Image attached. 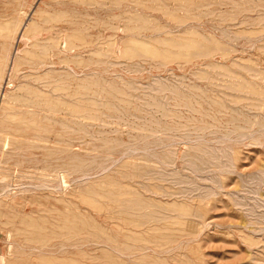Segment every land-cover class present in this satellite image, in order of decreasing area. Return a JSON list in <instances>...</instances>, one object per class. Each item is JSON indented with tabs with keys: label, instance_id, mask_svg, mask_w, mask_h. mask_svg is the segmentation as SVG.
Returning a JSON list of instances; mask_svg holds the SVG:
<instances>
[{
	"label": "rangeland",
	"instance_id": "rangeland-1",
	"mask_svg": "<svg viewBox=\"0 0 264 264\" xmlns=\"http://www.w3.org/2000/svg\"><path fill=\"white\" fill-rule=\"evenodd\" d=\"M52 3L0 39V137L22 98L51 124L0 159V264H264V0H96L68 42Z\"/></svg>",
	"mask_w": 264,
	"mask_h": 264
},
{
	"label": "bare ground",
	"instance_id": "bare-ground-1",
	"mask_svg": "<svg viewBox=\"0 0 264 264\" xmlns=\"http://www.w3.org/2000/svg\"><path fill=\"white\" fill-rule=\"evenodd\" d=\"M17 1L18 0H0V39L2 40V38L4 37V35H6V34H8V32H9V29L11 28V30H10V32H12V34H13V31L15 30V28L17 29V25H16V23H15V20H16V16L14 15V9L17 7ZM95 1L96 0H53V3L51 4V5H53V7H58L59 8V10L57 9V10H55V12H52L51 14H46V15H49V16H47L46 17V15H44L43 17L44 18H46L45 20L44 19H42V20H44L45 21V23H46V25L44 26L43 25V27L46 29V31L48 32V34H55V36L57 37V40H58V42H60V40L61 39H63L64 38V36H65V41L66 42H68L69 41V38L71 39V37H68V31L71 29L72 30V26H73V24H74V18H75V15H76V13L77 12H80V14H81V11L83 10V9H85L87 6H89V5H93L94 3H95ZM112 1V0H111ZM101 2V1H100ZM50 3V2H49ZM98 3V2H97ZM21 4H22V2H21ZM101 5V4H100ZM52 7V8H53ZM93 7V6H92ZM29 8V7H28ZM47 8H48V6H47ZM89 8V7H88ZM91 8V7H90ZM89 8V9H90ZM97 8V7H96ZM45 9V8H44ZM61 9V10H60ZM18 10V9H17ZM20 10V9H19ZM16 11V10H15ZM26 12L25 13H27V10H25ZM49 11V10H48ZM20 12V11H19ZM44 12V11H43ZM46 12V11H45ZM22 13V12H21ZM78 14V13H77ZM86 14V13H85ZM85 14H82V15H85ZM41 15V14H40ZM91 16V15H90ZM41 17V16H40ZM42 17V18H43ZM79 17V16H78ZM86 19V18H85ZM35 20V19H34ZM41 20V21H42ZM79 20V19H78ZM45 23H43V24H45ZM79 24H80V22H78ZM26 24V23H25ZM30 24V23H29ZM33 25V24H32ZM31 25V27L33 28V26ZM35 25V24H34ZM24 26H26V25H24ZM30 26V25H29ZM31 27L29 28V29H31ZM37 27H40V26H37ZM27 28H28V26H27ZM36 28V27H35ZM38 29V28H37ZM36 29V30H37ZM40 29V28H39ZM78 29H79V27H78ZM35 30V31H36ZM77 30V29H76ZM27 31V30H26ZM33 31H34V29H33ZM23 32V31H22ZM38 32H41V29L38 31ZM72 32H74V31H72ZM77 32V31H76ZM75 32V33H76ZM74 33V34H75ZM73 34V35H74ZM13 36V35H12ZM34 36V35H33ZM72 36V35H71ZM73 37V36H72ZM49 38V40H51V38L50 37H48ZM14 39V38H13ZM39 39V38H38ZM43 39V38H42ZM46 39H47V37H46ZM48 40V39H47ZM46 40V41H47ZM48 40V41H49ZM81 40V39H80ZM8 41V39L7 40H2V42H5V43H9V42H7ZM39 41V40H38ZM44 41H45V37H44ZM53 41V40H52ZM79 41V40H78ZM42 42V41H41ZM57 42V43H58ZM76 42V41H75ZM44 43V42H43ZM50 43V42H49ZM53 43H55V42H53ZM70 43V42H69ZM72 43V42H71ZM4 44V43H3ZM39 44V43H38ZM80 44V43H79ZM32 45V44H31ZM41 45V44H40ZM49 45H51V44H49ZM78 44H76V46H77ZM81 46V45H80ZM46 47V46H45ZM51 47H54V45H52ZM50 46H49V48H51ZM56 47V46H55ZM8 48V47H7ZM63 48V47H62ZM21 50V49H20ZM7 51V50H6ZM32 50H30V52H31ZM39 52V51H38ZM59 52V51H58ZM48 53V52H47ZM47 53H45V54H47ZM52 53V52H51ZM15 54V53H14ZM6 55V54H5ZM9 55V54H8ZM18 55V54H17ZM53 55V54H52ZM64 55V54H63ZM28 56V55H27ZM30 56V55H29ZM28 56V57H29ZM73 56V54L71 55V57ZM34 58H39V57H36V55H34L33 56ZM32 57V58H33ZM57 57H58V55H57ZM24 58H27V57H24ZM33 58V59H34ZM49 58V57H48ZM52 58V57H51ZM61 58V57H60ZM29 59V58H28ZM27 59V60H28ZM4 60H5V58H4ZM27 60H26V62H27ZM61 60H63V59H61ZM74 60V59H73ZM14 61V60H13ZM29 61V60H28ZM16 62H17V60L15 61V64H16ZM61 62V61H60ZM3 63L5 64V62L3 61ZM28 63V62H27ZM55 63V62H54ZM63 63V62H62ZM61 63V64H62ZM3 64V65H4ZM14 64V65H15ZM38 64H45V61H43V59L42 60H40L38 63H31V64H29V69H32V68H35L36 67V69H38L39 67L37 66ZM49 64V63H48ZM51 64V63H50ZM53 64V63H52ZM60 64V65H61ZM60 65H58V66H60ZM13 66V65H12ZM17 66V65H16ZM39 66H41V67H43V65H39ZM49 66V65H48ZM52 66H55V64H53ZM68 66V65H67ZM38 67V68H37ZM40 67V68H41ZM45 67V66H44ZM43 67V68H44ZM1 68V67H0ZM15 67L13 66V69H14ZM19 68V67H18ZM18 68H15V69H18ZM40 68L38 69V70H40ZM50 68H51V65H50ZM69 68H71V66H69ZM25 69V68H24ZM27 69V68H26ZM25 69V70H26ZM29 69H28V71H29ZM36 69L34 70L35 72H36ZM62 69H64V68H62ZM71 69H73V68H71ZM20 70V69H19ZM24 70V71H25ZM38 70H37V73H39L38 72ZM46 70V69H45ZM44 70V71H45ZM83 70V69H82ZM17 71V70H16ZM22 71V70H21ZM32 71V70H31ZM1 72H3L2 70H1ZM20 72V71H19ZM15 73V72H14ZM28 73V72H27ZM34 73V72H33ZM44 73V72H43ZM47 73V72H46ZM76 73H80V72H76ZM75 73V74H76ZM17 75H18V72H17ZM16 75V76H17ZM25 75V74H24ZM30 75V74H29ZM61 75V74H60ZM78 75V74H77ZM14 76H15V74H14ZM23 75H21V77H22ZM32 76V75H31ZM37 76H38V74H37ZM42 76V75H41ZM1 77V76H0ZM28 77V76H27ZM54 77V76H53ZM2 78V77H1ZM29 78V77H28ZM37 78V77H36ZM41 78V77H40ZM44 78V77H43ZM78 78V77H77ZM32 79V78H31ZM38 79V78H37ZM20 80V79H19ZM56 80V79H55ZM23 81V80H22ZM21 81V82H22ZM37 81V80H36ZM60 81V80H59ZM58 80H57V83H60ZM30 82V81H29ZM28 82V83H29ZM42 81H40V83H41ZM40 83H38V84H40ZM49 83V82H48ZM63 82H61V85L63 86V84H62ZM1 84V83H0ZM43 84V83H42ZM42 84H41V86H42ZM34 85H36V84H33V86ZM22 86V85H21ZM24 86V85H23ZM22 86V87H23ZM50 86H51V84H50ZM14 87V86H13ZM25 87V86H24ZM37 89H40V87L38 88L37 87V85L35 86ZM18 88V87H17ZM60 88V87H59ZM27 90H30L31 91V89H30V87L29 88H27ZM43 90V89H42ZM50 90V89H49ZM52 90V89H51ZM25 91V90H24ZM24 91H23V93H24ZM32 91H34V89L32 90ZM38 91V90H37ZM36 91V92H37ZM60 91H62V90H60ZM43 92V91H42ZM55 92V91H54ZM59 93H61V92H59ZM58 93V94H59ZM32 94H33V92H32ZM64 94V93H63ZM23 96V95H22ZM40 96H41V94H40ZM45 96V97H44ZM43 96V98H45V99H48L47 97V94L46 95H44ZM47 96V97H46ZM52 96V95H51ZM51 96H50V98H51ZM58 96V95H57ZM63 96V95H62ZM19 97V96H18ZM28 97H29V95H28ZM32 97H34L33 95H32ZM52 97H54V96H52ZM19 99V98H18ZM59 99V98H58ZM61 99H62V97H61ZM48 100H50V99H48ZM55 100H57V97H56V99L54 98V100H53V102L52 103H54V101ZM16 101H17V98H16ZM63 101V100H62ZM44 102L43 101H40V98H33V99H29V98H22V100L21 101H19V102H17V103H15V104H13V105H11V102L9 103L8 102V104H10V110H8V113L7 114H9V119H5V122H6V120H8V127L6 126V124H5V129H6V127L8 128V130L6 129L5 131H7V134H5V132H4V130L2 131V132H4V133H2V135L3 134H5L4 136H2L1 135V137H3L2 138V142H3V140L6 142V143H3V144H1L0 143V145L2 146V145H4L3 147V149H2V153H4V154H2L1 155V157H0V159H2L1 161L3 162V163H6V164H8V163H10V164H12V167H10V168H7L8 170H10V171H7V172H5L6 173V176H9V177H11L10 175H12V174H16L17 175V178H19V177H22L23 175V173L22 172H24V171H26V168L27 167H29L30 166V164H31V158H34L33 156L32 157H30V155H31V149H32V147L34 146V141H38V140H44L45 139V141H46V138L48 137V132L50 131V125H49V123H45L46 122V120H45V122L42 120V119H44V117L42 118L41 116H40V113H42V109H41V105H45V104H43ZM58 103V102H57ZM56 103V104H57ZM7 104V103H6ZM7 104V105H8ZM49 104V103H48ZM1 106H3V105H1ZM55 106V105H54ZM46 107L48 108V105L46 104ZM50 107V106H49ZM56 107H58V111L61 109V108H59V107H61V104H60V106H58V105H56ZM50 108H52V107H50ZM64 109V107L62 108V110ZM46 111H48V109H45ZM52 111H54L53 109H52ZM51 112V111H50ZM61 112V111H60ZM46 116V115H45ZM7 117V116H6ZM47 118H49V117H47ZM51 120V119H50ZM4 122V121H3ZM62 122V121H61ZM59 126H60V124H59ZM63 126V125H62ZM263 126V125H262ZM52 129V128H51ZM192 131V130H191ZM234 132V131H233ZM248 132V131H247ZM249 134V133H248ZM243 135V134H242ZM0 137V138H1ZM238 138V137H237ZM42 142H44V141H42ZM37 143V142H36ZM37 145H38V143H37ZM57 145V144H56ZM159 146V145H158ZM46 147V146H45ZM1 149V148H0ZM128 149V148H127ZM209 150V149H208ZM126 151V150H125ZM1 152V151H0ZM33 153V152H32ZM16 158H18V159H16ZM3 159H4V161H3ZM165 160V159H164ZM118 161V160H117ZM81 162V161H80ZM167 162V161H166ZM0 164H2L1 162H0ZM164 164H166V163H164ZM99 165V164H98ZM158 166V165H157ZM164 166H166V165H164ZM168 166V165H167ZM96 167V166H95ZM98 167V166H97ZM102 167V166H101ZM101 167H98V168H100V169H102ZM108 167L109 166H107V169H108ZM163 167V166H162ZM30 169V168H29ZM43 169V168H42ZM104 171V170H103ZM91 172V171H90ZM93 172H94V170H93ZM170 172H171V170H170ZM4 173V172H3ZM26 173H27V171H26ZM87 173V172H86ZM20 174H21V176H20ZM24 174H25V172H24ZM78 174V176L77 177H79V174L80 173H77ZM4 174H2V177L4 178L5 176H3ZM27 175H29L28 173H27ZM27 175H25V176H27ZM86 176V175H85ZM167 176V175H166ZM84 177V176H83ZM30 179V181H31V178L32 177H29ZM0 179H2L1 177H0ZM10 179H13V178H10ZM184 180V179H183ZM1 181V180H0ZM9 181V180H8ZM8 181H6L5 179L2 181V183L0 184V189H3V188H6L5 190H7V192H8V190H9V188H10V183L12 182H10L9 181V185H8ZM182 181V180H181ZM23 182H25V179L23 180ZM28 182V181H27ZM46 182V181H45ZM14 183V182H13ZM17 184H18V182H16ZM26 183V182H25ZM32 184L34 183V182H31ZM12 184V183H11ZM29 185H30V183H28ZM31 184V185H32ZM46 184V183H45ZM44 184V185H45ZM9 186V188H7V187H5V186ZM23 185H25V184H23ZM36 185H37V183H36ZM56 185V184H55ZM200 185V184H199ZM21 186V185H20ZM28 186V185H27ZM34 186V185H33ZM18 187H19V184H18ZM29 189H31V188H29ZM4 190V191H5ZM19 190H21V189H19ZM25 190V189H24ZM136 190V189H135ZM213 191V190H212ZM1 192H3V190L1 191ZM6 192V193H7ZM209 192V191H208ZM10 193V192H9ZM1 194V193H0ZM3 194V193H2ZM1 194V195H2ZM137 194V193H136ZM0 195V196H1ZM3 197V196H2ZM5 197V196H4ZM136 198V197H135ZM262 200V199H261ZM260 200V201H261ZM122 202H124V201H122ZM133 202V201H132ZM128 206V205H127ZM139 206V205H138ZM129 207V206H128ZM128 209H130V208H128ZM127 211V210H126ZM118 212V211H117ZM121 213V212H120ZM135 214V213H134ZM141 214H142V212H141ZM5 216V215H4ZM9 216V215H8ZM17 217V216H16ZM8 218V217H7ZM13 219V217H9V219ZM29 218V217H28ZM5 220V219H4ZM2 221V220H1ZM0 221V222H1ZM5 221H8L7 219L5 220ZM11 222H13V221H11ZM11 222H8V224L10 223L11 224ZM28 222V221H27ZM20 224H21V222H19ZM29 223V222H28ZM4 224H6V223H4ZM16 224H18V223H16ZM27 224V223H26ZM25 224V225H26ZM31 224V223H30ZM30 224H28V225H30ZM12 225H13V223H12ZM24 225V224H23ZM27 226V225H26ZM31 226V225H30ZM30 226H27V227H30ZM11 227V226H10ZM9 227V228H10ZM26 227V228H27ZM32 227V226H31ZM1 228V227H0ZM13 228H17L18 229V227H13ZM13 228H11V230L13 229ZM2 229H4V228H2ZM16 229V230H17ZM23 229V228H22ZM81 229V228H80ZM10 230V232H12ZM16 230H15V232H16ZM0 231H1V229H0ZM2 231H4V230H2ZM28 231V230H27ZM92 232V231H91ZM18 233V232H17ZM31 236V235H30ZM124 236V235H123ZM143 236V235H142ZM135 239V238H134ZM101 243V242H100ZM12 245V244H11ZM10 245V246H11ZM124 245V244H123ZM126 245V244H125ZM80 246V245H79ZM82 246V245H81ZM117 248V247H116ZM119 250V249H118ZM57 251V250H56ZM120 257V256H119ZM1 259H3V258H0V263H1Z\"/></svg>",
	"mask_w": 264,
	"mask_h": 264
}]
</instances>
